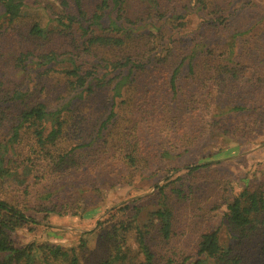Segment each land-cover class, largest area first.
<instances>
[{
  "label": "rangeland",
  "instance_id": "374dc122",
  "mask_svg": "<svg viewBox=\"0 0 264 264\" xmlns=\"http://www.w3.org/2000/svg\"><path fill=\"white\" fill-rule=\"evenodd\" d=\"M51 1L28 0L22 21L11 26L1 18L0 9V99L14 90L29 89V100L19 107L32 105L34 101L50 102L53 98L60 101L64 95L62 80L47 73L46 67L31 64L30 72L21 74L14 62L20 52L31 49L34 57H39V51H56L65 56L79 52L68 35L57 33L58 36L44 43L27 39L28 27L34 21L42 26L49 24V13L43 5ZM97 1L88 0L87 9L92 11ZM201 3L206 8L198 9ZM161 4L164 17L153 18L156 27H162L160 31L150 27L151 17H144L148 2L129 0L127 7L133 19H146L143 32L150 34L130 54H149L148 50L155 51L156 46L158 50L169 51L164 53L163 70L137 76L126 97L117 101L118 116L114 119L115 127L110 126L108 140L84 150L86 153L77 157L74 167L55 170L52 162L38 160L40 166L36 169L45 174V179L34 185L30 202L35 205L45 201L53 212H29L39 224L23 228L15 237L16 242L37 241L73 248L79 253L81 264H101L107 256L103 237L120 218V207L142 203L144 210L148 209L155 205L159 186L167 184L169 192L184 182L185 199L170 198L174 207V237L167 243L151 242L157 257L162 261L172 257L185 264L184 259L189 256L186 264H192L203 231L218 230L221 244L239 253L242 264H261L254 239L239 242L238 234L228 228L224 203L245 188L264 185V0H162ZM242 6L247 10L238 11ZM172 14H183L188 19L167 25L169 21L165 19ZM215 18L222 21L219 28L212 25ZM199 44L203 50L193 56L191 51ZM229 45H233V55ZM116 55L119 57L109 54L108 57L114 60L127 57L124 52ZM93 57L88 55L86 59L93 63L101 56ZM136 59L142 61L141 57ZM182 59L184 65L177 75L174 97L167 88L171 73L168 71ZM91 63H87V70H91ZM224 68L239 70L238 77L241 75L243 80L241 86L236 84V89L241 99L235 105H244L250 111L216 116L213 109L221 99L215 96L224 99L220 95L223 91H234L228 84L220 94L216 93L218 86L212 79L222 71V77L229 79ZM208 92L213 95L208 96ZM107 96L106 93L89 96L92 101L76 110L79 116L72 123L80 122L79 128L86 131L87 137L98 129V121L102 122L110 113L101 103L102 99L106 103ZM122 101L126 103L121 104ZM6 106L0 104V112ZM3 120L0 140L9 134L8 121ZM19 152L22 154L23 150L18 149ZM165 153L171 157L161 158ZM127 154L135 157L133 163L125 159ZM205 160L214 161L208 170L177 181L186 167H195ZM175 169L179 171L172 172ZM15 195L19 194L6 193L0 187L1 198L11 201ZM143 212L146 211H142L140 219H144ZM81 240L87 241V248L79 249ZM129 241L134 245L132 239Z\"/></svg>",
  "mask_w": 264,
  "mask_h": 264
},
{
  "label": "trees",
  "instance_id": "16d2710c",
  "mask_svg": "<svg viewBox=\"0 0 264 264\" xmlns=\"http://www.w3.org/2000/svg\"><path fill=\"white\" fill-rule=\"evenodd\" d=\"M27 1L0 0V9L3 12L1 18L5 19L8 26L22 21ZM128 1L98 0L92 11H89L86 7L88 0H52L43 6L49 13L48 23L53 22L54 25L42 26L39 21H34L33 25L28 27L26 37L31 42L44 43L58 34L68 35L72 37V45L79 52L65 56L56 51L48 53L39 51V57H34L31 49H26L14 60L16 68L23 75L30 72L28 68L31 64L46 67L47 73L62 80L64 95L60 101L54 98L50 102L34 101L32 105L26 104L24 107L19 106L29 100L31 96L29 89L14 90L12 94L0 99V104L7 105L5 109H1L3 111L0 112V123L4 118L7 119L9 129L8 137L0 140V187L6 193L19 194L11 197V201L0 197V264H81L76 249H64L60 245L37 241L22 244L16 242L15 237L23 228L39 224L29 212L44 214L53 212L45 205V201H39L35 205L30 202L34 185L45 179V174L36 169L40 166L38 160L52 162L55 170L74 167L77 157L86 153L84 150L94 148L95 144L99 145L102 140H108L111 127H115L114 119L118 116L115 112L117 101L126 97L128 89L137 82V76L146 71L157 73L164 68L166 60L164 53L169 51L158 50V46L154 47L155 51L148 50L149 54L147 52H142L141 55L130 54L137 50L138 43L150 36L143 32L147 25L145 18H152L149 23L151 28L155 27L157 31L162 29L157 28L156 20H153L155 16L164 17V11L160 12L162 0H145L148 2L145 18L136 19H133L134 16L128 10ZM201 4L198 9L206 8L203 3ZM242 10H247L246 6L240 7L238 11ZM184 19L188 17L183 14H172L166 17L165 22L169 21L166 24L173 26L174 22ZM221 23L220 19L215 18L212 25L219 28ZM201 46L200 44L195 46L191 54L196 56L202 52L203 49H199ZM229 46L230 54L233 55V45ZM117 52H124L127 57L122 60L108 57V54L119 57L116 55ZM88 55H94L93 58L97 55L101 57L91 63L86 59ZM136 56L141 57L142 61L136 59ZM87 63H91V70H87ZM183 65L184 59L178 65L170 67L168 71V74L171 73L169 77L167 76L169 78L167 88L174 97L177 95V75ZM224 69L228 70L226 74L229 79L222 77L223 71L212 79L218 86L216 93L220 94L221 89L224 90L228 84L234 91L224 93L222 90L223 93L220 95H224V99L215 96L221 99L219 105L213 109L217 112L216 116L250 111L244 105H235V101L241 99L236 89V84L241 86L240 81L243 80L241 75L238 77L239 70ZM193 70V67H190V71ZM240 72L242 73L241 70ZM230 80L233 82L230 83ZM98 93L108 94L105 98L106 103L104 99L101 103L104 109H110V113L102 122L98 121L96 126L98 129H94V133H89L87 137L86 131L79 128L80 122L75 124L72 121H77L79 116L78 112L76 113L77 108L86 105L87 101H92L93 98L89 96ZM211 95L213 94L208 92V96ZM49 96L52 97V94ZM109 97L111 100H108ZM124 103L126 101H122L121 104ZM11 104L18 109L14 110ZM18 149L23 150L22 154L21 150L17 153ZM164 157L171 156L165 153L161 158ZM125 159L131 163L135 161V157L130 154L125 155ZM213 163L214 161L205 160L195 167H186L185 173L179 175L177 181H184L185 177L189 176L194 177L208 170ZM184 186L186 187L182 182L169 192L167 184L159 186L155 205L145 210V205L138 201H136L138 205L134 207L131 204L120 207L118 216L120 218L114 221L106 237H103L107 245V256L101 264H182L177 263L172 257L163 261L159 259L151 242L167 243L174 237V207L170 198L185 199ZM224 207L228 228L238 234L239 242L253 238L257 255L261 264H264V185L257 189H243L239 194L228 198ZM131 211L134 212L133 215ZM142 211H146L143 212L144 219H140ZM129 239H132L134 245L129 243ZM80 242L79 249L87 248L86 240ZM189 258L185 257V264ZM242 262L241 255L231 246L221 244L218 230H206L200 235L196 259L192 264H242Z\"/></svg>",
  "mask_w": 264,
  "mask_h": 264
}]
</instances>
